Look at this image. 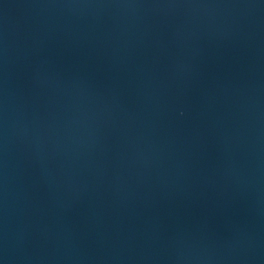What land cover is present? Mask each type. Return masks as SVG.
Returning a JSON list of instances; mask_svg holds the SVG:
<instances>
[{"label": "water", "instance_id": "1", "mask_svg": "<svg viewBox=\"0 0 264 264\" xmlns=\"http://www.w3.org/2000/svg\"><path fill=\"white\" fill-rule=\"evenodd\" d=\"M74 0H0V264H88Z\"/></svg>", "mask_w": 264, "mask_h": 264}]
</instances>
